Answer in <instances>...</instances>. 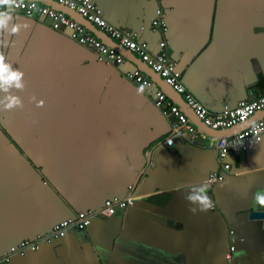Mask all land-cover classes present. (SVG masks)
<instances>
[{"label": "crops", "instance_id": "crops-1", "mask_svg": "<svg viewBox=\"0 0 264 264\" xmlns=\"http://www.w3.org/2000/svg\"><path fill=\"white\" fill-rule=\"evenodd\" d=\"M94 1L108 21L140 31L153 54L166 37L151 29L150 18L164 4L166 50L209 110L264 94V0ZM8 12L11 24L29 27L11 35L0 30V53L23 73L24 85L0 87V109L12 111L19 122L10 133L0 124V252L77 211H95L109 197H125L129 184L133 203L94 215L84 229L70 228L6 264H64L57 245L70 264H264L262 220L248 218L250 210L263 209L253 196L264 192V136L244 151L227 153L229 170L210 183L208 173L221 171L212 144L217 135L186 104L180 108L195 132L175 134L151 98L123 77L133 62L126 60L121 69L111 65L114 70L52 31L47 18ZM138 68L153 74L143 63ZM158 82L176 104L175 93ZM11 97L19 104L6 109ZM201 186L212 206L193 213L188 197Z\"/></svg>", "mask_w": 264, "mask_h": 264}, {"label": "built area", "instance_id": "built-area-1", "mask_svg": "<svg viewBox=\"0 0 264 264\" xmlns=\"http://www.w3.org/2000/svg\"><path fill=\"white\" fill-rule=\"evenodd\" d=\"M56 5L72 10L79 14L84 20L92 24L96 29L112 39L116 44L122 46L139 60L145 63L148 68L155 72L172 91L181 95L185 104L190 108L193 115L205 126L211 129H227L247 121L252 115L264 110V94L255 98L238 101L230 106L222 103L217 111L209 110L201 103L181 81V73L176 69L175 61L166 50V40L160 37L158 49L153 54L149 51L146 41L139 39L137 32L124 27H118L108 22L102 15L101 9L91 0H52ZM11 11L20 13L29 18L40 16L48 19L49 27L67 36L72 41L82 45L94 53L97 59L103 63L110 64L115 68L122 65L126 59L113 46L95 36L78 20L67 15L54 6L37 0H17L12 7L0 8V11ZM164 11L157 5L154 16L150 20L152 30L163 34L167 30L164 20ZM123 77L132 83L138 90L141 88L143 94L151 98L158 107L162 116L169 120L170 127L175 134H192L194 127L188 123L185 113L181 108L166 97V94L154 86L153 80L143 73L139 68L132 67L129 70L121 71ZM264 136V115L255 119L249 125L230 136H222L213 141L217 151V157L223 161L229 151H244L250 141H259ZM167 145L173 143L172 137L165 139ZM223 170L229 169L227 162L221 163ZM223 177L220 171H211L207 175L210 183L221 180ZM133 199L130 195L125 197L112 196L104 200L103 205L93 210H80L73 217L57 221L46 233H36L32 239H21L15 245L9 247L0 255V264H6L12 255H24L28 251H34L40 243H49L55 239L65 236L70 228L84 229L91 223L94 215H110L119 208H126L132 205ZM229 234L233 230L229 229ZM239 240L243 237L239 236ZM229 251L233 246L228 247Z\"/></svg>", "mask_w": 264, "mask_h": 264}, {"label": "water", "instance_id": "water-1", "mask_svg": "<svg viewBox=\"0 0 264 264\" xmlns=\"http://www.w3.org/2000/svg\"><path fill=\"white\" fill-rule=\"evenodd\" d=\"M92 2H94L95 3V1L94 0H91ZM52 3H54V2H47L46 4H48L49 6H52L53 4ZM96 4V3H95ZM97 5V4H96ZM158 5V4H157ZM156 5V6H157ZM162 8H163V11L164 12H166V7H165V5L164 4H162V3H160L159 4ZM100 9H101V11H102V15H103V9H102V7H100L99 5H97ZM156 8V7H155ZM155 8H154V11H155ZM59 10H61V11H63L64 13H66L67 15H69V16H71L72 18H74V19H76V20H78L80 23H82L87 29H89L95 36H97L99 39H101V40H103L105 43H107L108 45H111V46H113V47H115L120 53H122V55L124 56V58L126 59V60H128V61H131V62H133V67H138V65H140L141 63H143L141 60H138V58H136L135 57V59L133 58L134 56L132 55V53H130L128 50H126V49H124L122 46H120V45H118V44H116L112 39H110L108 36H106L105 34H103L101 31H99L98 29H96L92 24H90L89 22H87L86 20H84L79 14H77L76 12H74V11H72V10H69V9H67V8H64V7H62L61 6V8H58ZM73 13V14H72ZM165 14V13H164ZM103 17H104V15H103ZM153 17V16H152ZM105 18V17H104ZM106 19V18H105ZM107 20V19H106ZM150 20H151V18H150ZM164 20H165V23H166V25H167V21H166V19H165V17H164ZM108 21V20H107ZM108 22H110V21H108ZM111 24H113L112 22H110ZM48 24V23H47ZM115 25V24H114ZM115 26H117V25H115ZM119 27V26H118ZM143 27L144 26H141V31L143 30ZM139 29V30H140ZM52 30V29H51ZM167 30H168V25H167ZM167 30H166V32L165 33H163V36L164 37H166L165 38V40L167 41V43L169 42L168 41V36H167ZM52 31H54V30H52ZM131 31H135V30H131ZM135 32H137V34H138V37H139V32L140 31H135ZM56 33H58V32H56ZM59 34V33H58ZM159 34V33H158ZM59 35H61V34H59ZM160 35V34H159ZM61 36H63L64 37V35L62 34ZM66 38V37H65ZM68 39V38H67ZM125 51H127V52H129L130 53V57H127L126 56V52ZM94 57H95V60L97 61V62H99V63H101L102 65H107V64H104L103 62H101V61H99L98 59H97V57L94 55ZM135 60H138L139 62L137 63V62H135ZM140 63V64H139ZM147 68H148V66L145 64V63H143ZM111 66V65H110ZM112 67V66H111ZM113 68V67H112ZM119 69H121L120 67H118ZM117 68V69H118ZM114 69V68H113ZM143 69V72L144 73H148L147 72V70H145L144 68H142ZM149 69V68H148ZM115 70V69H114ZM150 70V69H149ZM151 71V70H150ZM179 71V70H178ZM152 73L153 74H149L148 73V76L151 78V77H153V75H154V79H153V83H154V86L155 87H160V84H159V82H158V80H161V81H163L155 72H153L152 71ZM152 79V78H151ZM156 79V80H155ZM181 81L183 82V84L185 85V83H184V81H183V79L181 78ZM163 83V82H162ZM186 86V88H188L187 87V85H185ZM135 87V86H134ZM169 87V86H168ZM170 88V87H169ZM135 89H137L136 87H135ZM171 89V88H170ZM138 90V89H137ZM188 90L192 93V91L188 88ZM139 92H141L140 90H138ZM173 93H175L174 91H172ZM142 93V92H141ZM193 94V93H192ZM145 95V94H144ZM175 97L173 96V98H175L176 100H175V102H176V104H178V106L180 107V105H181V103H184L185 104V102H184V100L182 99V97H181V95H179V94H177V93H175ZM194 95V94H193ZM146 96V95H145ZM195 96V95H194ZM147 97V96H146ZM1 99H3V100H5V99H7L6 97H3V98H1ZM180 101V102H179ZM183 111V110H182ZM263 113V112H262ZM261 113V115H264V113L262 114ZM10 121H12V122H15L16 121V124L15 123H11ZM0 124L2 125V127L3 128H5V130L8 132V133H10V132H12L15 128H17V126H18V124H19V122H17V117L12 113V111H5V110H2V109H0ZM244 126H246V121L244 122V123H241V124H238V125H236L235 127H233L232 129H235V131H237V129H239V128H243ZM205 127V129H207V130H209V131H212L213 133L215 132V135H213V136H216L217 135V137H220V136H222L223 134H226V131L227 130H229V129H223V130H212V129H210V128H208V127H206V126H204ZM10 128L12 129V130H10ZM10 131V132H9ZM262 139V138H261ZM260 139V140H261ZM259 140V141H260ZM259 141H256V142H259ZM127 186H129V187H127V191H128V193H127V195H129V192H130V189L132 188V185L131 184H129V185H127ZM114 196H116V197H119V198H121V196H118V195H114ZM124 197V196H123ZM149 217H150V219H152V220H155V221H157V222H165V221H167L163 216H160V215H156V214H151V215H149ZM248 218L249 219H261L262 220V223H263V226H264V208L263 209H258V210H250L249 211V213H248ZM168 222V221H167ZM54 241V240H53ZM53 241H51V242H53ZM51 242H49V244L51 243ZM41 244H43V243H41ZM40 244V245H41ZM9 249V247L8 248H6V249H3L1 252H0V255L4 252V251H6V250H8ZM55 253L58 255V256H60L61 257V259L63 260V263L64 264H70L69 263V260H68V257H67V255L65 254V252H64V250H63V248H62V246L61 245H57L56 247H55ZM13 256V255H12ZM20 256H22V255H20ZM11 258V257H10ZM9 258V259H10Z\"/></svg>", "mask_w": 264, "mask_h": 264}, {"label": "clouds", "instance_id": "clouds-1", "mask_svg": "<svg viewBox=\"0 0 264 264\" xmlns=\"http://www.w3.org/2000/svg\"><path fill=\"white\" fill-rule=\"evenodd\" d=\"M22 2V0H21ZM17 4V0H0V8L12 7ZM13 17L8 11H0V30L8 32L11 34H18L21 29H27L28 24H11ZM0 44H3L0 41ZM6 57L3 53H0V87L7 86L11 88L15 86L17 89H23L24 85L21 83L23 73L19 70H14L12 66L8 63H5ZM5 88V91H7ZM140 91H143L141 88ZM19 104V100L15 97L10 98V102L6 105V109H12L15 105ZM43 106V102H41ZM192 195L188 197L190 203L193 204V207L190 208V211L195 213L197 210L206 211L212 206V201L207 195L206 186H201L200 188H193ZM255 204H258L260 207L264 208V192H257L253 196Z\"/></svg>", "mask_w": 264, "mask_h": 264}, {"label": "bare ground", "instance_id": "bare-ground-1", "mask_svg": "<svg viewBox=\"0 0 264 264\" xmlns=\"http://www.w3.org/2000/svg\"><path fill=\"white\" fill-rule=\"evenodd\" d=\"M49 1H50V2H53L52 0H49ZM121 54H122V53H121ZM105 64H106V63H105ZM137 68H138V67H137ZM143 73H144V72H143ZM242 123H244V122H242ZM240 124H241V123H240ZM204 126H205V125H204ZM235 126H236V125H235ZM235 126H233V127H235ZM206 127H207V126H206ZM233 127H231V128H227V129H232ZM208 128H209V127H208ZM210 129H211V128H210ZM241 129H242V128H241ZM212 130H219V129H212ZM239 130H240V129H239ZM239 130H238V131H239ZM238 131H236V132H238ZM236 132H235V133H236ZM233 134H234V133H233ZM230 135H232V134H230ZM230 135H228V136H230ZM222 136H223V135H222ZM222 136H220V137H222ZM217 138H219V137H217ZM217 138H216V139H217ZM245 150H246V149H245ZM216 152H217V151H216ZM229 152H236V151H229ZM229 152H228V153H229ZM237 152H238V151H237ZM226 156H227V154H226ZM226 156H225V158H224L223 161L219 160L218 157H217V159H218V161H219L220 163H222V162H226V161H225ZM228 164H229V163H228ZM229 168H230V164H229ZM228 170H229V169H228ZM228 170H223L222 165H221V171H220V172L222 173V175H223V172L228 171ZM223 176H224V175H223ZM222 179H223V177H222ZM222 179H221V180H222ZM221 180H219V181H221ZM40 244H41V243H40ZM40 244H39V246H40ZM39 246H38V247H39ZM35 250H36V249H35Z\"/></svg>", "mask_w": 264, "mask_h": 264}]
</instances>
